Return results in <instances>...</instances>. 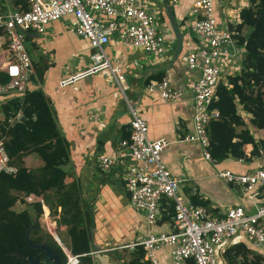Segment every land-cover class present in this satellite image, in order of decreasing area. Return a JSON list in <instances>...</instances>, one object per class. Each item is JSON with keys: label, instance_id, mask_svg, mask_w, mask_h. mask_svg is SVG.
I'll list each match as a JSON object with an SVG mask.
<instances>
[{"label": "crops", "instance_id": "crops-1", "mask_svg": "<svg viewBox=\"0 0 264 264\" xmlns=\"http://www.w3.org/2000/svg\"><path fill=\"white\" fill-rule=\"evenodd\" d=\"M194 1L168 0L183 35L182 53L172 63L175 38L160 0H147L148 6L157 12L159 22L166 28V49L160 57L152 59L141 47L121 44L115 34L109 37L105 50L111 61L122 68L128 87L124 92L125 97L106 71L59 87L61 78L89 64L88 42L68 29L74 22L73 16L67 15L48 23L43 34L26 32L25 45L28 44L26 48L34 71L32 75L35 77V81H29L26 87H37L44 93L59 135L66 146L67 159L61 165L65 172L64 185H74L81 210L89 214L87 229L90 250L98 251L92 255L83 254L80 260L88 257L91 264H128L134 250L119 251L112 249L113 247L137 240L150 229H173L170 212L164 214L161 211L157 226L150 228L145 211L130 205L129 192L124 185L122 173L123 164H135V160L130 157L117 160L107 171L99 167L98 156L117 155L120 141L129 136L131 116L126 101L147 122L148 137L151 140L164 139L167 142L161 152V161L173 176L183 179L179 183V192L187 202H191V198L207 202L204 207L215 217H222L227 208L240 204L248 211L252 210L249 201L242 197L241 188L224 182L215 172L217 169H230L234 173H242L262 168L264 151H261L260 157L252 158L249 162L229 157L213 164L202 157L196 142L182 139L192 129L194 114L193 94L188 85L200 74L199 69L190 70L184 60L187 49L197 47L196 38L187 26L192 19L189 11ZM240 1L244 7L249 4L248 0ZM234 5L235 8L238 6L236 1ZM7 7H14L13 0L0 2V10ZM231 8V3L216 1L218 26L228 22ZM9 57L5 35L0 34V71L5 72L4 67ZM160 75L172 85L186 87L180 99L164 101L158 91L147 89V83L159 80ZM19 94L23 93L12 91L0 95V122L4 119L1 105ZM237 112L254 139H264V129L250 124L251 115L241 109L240 105ZM243 148L248 154L251 145L245 144ZM22 160L27 169L43 165V161L35 153L25 154ZM55 196L52 190L47 191L48 202L45 207L55 217L56 233L57 230L60 233L57 234L60 242L69 247L71 239L66 225L57 222L60 206H56ZM19 198L25 199V196L19 194ZM51 205L55 213L51 212ZM244 237L249 241L245 235ZM170 249L164 245L156 251L159 264H172ZM216 253L220 257L218 264H228L218 249Z\"/></svg>", "mask_w": 264, "mask_h": 264}, {"label": "built area", "instance_id": "built-area-1", "mask_svg": "<svg viewBox=\"0 0 264 264\" xmlns=\"http://www.w3.org/2000/svg\"><path fill=\"white\" fill-rule=\"evenodd\" d=\"M2 0H0L1 2ZM14 7L0 10V34L7 41L10 57L4 69L9 81L0 83V94L12 91L23 93L29 77L33 74L31 58L25 45L27 31L43 34L48 23L67 15L74 17L68 26L70 32L85 39L90 48L89 64L59 80V87H65L92 74L106 71L110 79L125 97L128 88L119 64L114 63L106 53V44L111 35L126 46L143 48L152 59L160 57L166 49V28L159 22L158 14L148 6L147 0H18ZM175 1V0H173ZM216 1L231 3L227 23L218 26L215 15ZM238 6L235 8L234 2ZM249 1V0H248ZM26 4V8H23ZM249 5V4H248ZM244 6L240 0H195L190 8L192 17L188 23L196 38L197 47L187 49L184 60L190 70L199 69V76L189 83L193 94L194 114L192 129L182 139L196 142L202 157L216 163L208 149L210 141L207 126L218 116L216 109H210L216 99L218 83H227L242 71L243 45L240 43V10ZM148 90H156L164 101H177L186 90L183 85H172L166 78L147 83ZM129 136L119 143L117 155L100 154L98 164L107 171L117 160L127 157L135 164H123L122 178L129 192L130 205L146 213L149 227L157 226L162 211L163 199L174 205L171 231L150 229L137 240L117 245L119 251L135 250L141 246L148 264H159L156 251L169 246L172 264H187L192 258L195 264H218L216 250L222 254L227 242L238 234L245 235L256 247H264V203L259 199L264 195V169L234 173L230 169H217L215 175L228 184L239 186L242 197L249 201L252 210L244 205L227 208L222 217L211 216L207 209L187 202L179 192L183 179L173 176L161 161V152L167 145L164 139L151 140L148 137L147 122L138 115L129 101ZM23 121V113L18 110L8 117L9 125ZM1 135V134H0ZM5 135L0 136V172L14 174L16 166L4 149ZM28 201L35 199L29 195ZM41 227L48 232L62 249L66 260L62 264H81L79 254L71 253L63 245L56 233L55 217H52L42 198ZM98 251L90 250L87 254Z\"/></svg>", "mask_w": 264, "mask_h": 264}, {"label": "trees", "instance_id": "trees-1", "mask_svg": "<svg viewBox=\"0 0 264 264\" xmlns=\"http://www.w3.org/2000/svg\"><path fill=\"white\" fill-rule=\"evenodd\" d=\"M18 2L13 0V6ZM23 8H26V4H23ZM240 17L237 30L241 33L239 40L244 50L242 71L237 76L228 77L227 83L223 80L218 83L216 99L209 106L218 111V116L212 118L207 126L210 141L208 149L217 162L229 157L249 162L252 158L260 157L261 151H264V139H254L237 112L240 105L241 109L251 115L250 124L264 129V0H249V5L240 10ZM162 78L161 75L158 76L159 80ZM9 79L6 72L0 71V83L5 84ZM29 81H35L34 75H30ZM1 110L4 119L0 122V134L6 136L3 146L10 157V163L17 170L14 174L0 172V264H29L26 258L12 255L11 252L15 250L27 257L38 256L43 259V251L31 247L24 237L32 218L35 219V224L29 238L34 243L52 246L61 256L62 263L66 260L58 243L41 227L40 198L47 204L49 190L56 195V206H60L57 222L66 225L71 239V253L81 256L87 254L91 249L87 229L89 214L81 210L74 185H64L65 172L61 165L67 159L66 146L59 135L43 91L37 87H26L23 94L14 95L5 101ZM18 110L23 113V121L9 125L8 117ZM245 144L251 145L248 154L243 148ZM27 153L37 154L43 165L27 169L22 160ZM19 194L25 197L31 195L35 199L28 201L26 198H19ZM259 201L264 203V195ZM17 202L24 204V207L16 210L14 207ZM191 203L203 207L208 204L194 198H191ZM51 212L55 213V210L52 208ZM162 212H170L173 216L174 205L171 200L163 199ZM222 256L228 264H264V247L255 248L244 235L238 234L227 242ZM216 259L219 262L217 253ZM186 262L195 264L192 258H188ZM80 263L91 264L88 257L81 259ZM128 264H148L141 246L132 252Z\"/></svg>", "mask_w": 264, "mask_h": 264}, {"label": "water", "instance_id": "water-1", "mask_svg": "<svg viewBox=\"0 0 264 264\" xmlns=\"http://www.w3.org/2000/svg\"><path fill=\"white\" fill-rule=\"evenodd\" d=\"M160 1L163 5L167 19H168L170 27H171V31H172L174 38H175V46L173 49L172 61H171V63H172V62L176 61L178 59V57L180 56V54L182 53L183 35L180 31L178 21L175 17L173 9H172L170 3L168 2V0H160ZM34 224H35V219L32 218L31 225L26 229L24 237L31 247L37 248V249H40L43 251V259H40V257H38V256L27 257L25 254L19 252L18 250L12 251L11 254L16 255L20 258H26L28 260L29 264H62L61 256L56 253L55 248H53L52 246H50L46 243H34L29 238V234H30L31 230L34 228Z\"/></svg>", "mask_w": 264, "mask_h": 264}, {"label": "rangeland", "instance_id": "rangeland-1", "mask_svg": "<svg viewBox=\"0 0 264 264\" xmlns=\"http://www.w3.org/2000/svg\"><path fill=\"white\" fill-rule=\"evenodd\" d=\"M26 46H28L27 43H26ZM22 207H24L23 204H19V203L17 204V203H16V205H15L14 208H15L16 210H20V208L22 209ZM57 234L60 235V233L58 232V230H57ZM237 264H238V263H237Z\"/></svg>", "mask_w": 264, "mask_h": 264}]
</instances>
